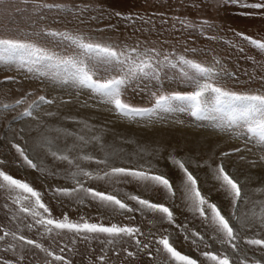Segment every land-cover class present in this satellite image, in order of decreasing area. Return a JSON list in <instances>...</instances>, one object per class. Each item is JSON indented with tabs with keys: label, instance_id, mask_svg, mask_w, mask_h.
Instances as JSON below:
<instances>
[{
	"label": "rangeland",
	"instance_id": "rangeland-1",
	"mask_svg": "<svg viewBox=\"0 0 264 264\" xmlns=\"http://www.w3.org/2000/svg\"><path fill=\"white\" fill-rule=\"evenodd\" d=\"M41 0H0V35L38 39L45 46L50 47L59 55L73 51V46L64 40L53 39L44 36L42 30L50 27L59 31L68 29L72 32H81L85 35L92 34L94 39H103L119 42L120 38L131 35L134 28L140 27V21H123L120 18L108 14L114 11L139 13L145 19L151 18L155 24L153 39L157 34L161 38H167L165 45L169 51L173 46L177 52H182L183 47L189 46L198 49L196 58L200 61L211 62L213 56L222 60L229 72L234 73L231 77L219 81L226 87L251 90L264 88V51L257 49L248 41L235 35V32H243L254 39H264V16L259 15L260 10L241 7L243 3H254L256 0H240V4L230 0H56L65 4L79 5L82 11L72 9H48L36 7ZM51 3L53 0H44ZM84 5H88L85 9ZM251 13V15H249ZM104 16L101 20L100 17ZM81 16L85 24L81 25L74 17ZM92 17H96L92 21ZM187 19L190 22L200 24L207 20L211 28L204 26L206 36H214L215 39H205L198 30L184 28L179 19ZM71 20V23L68 21ZM167 23H164V21ZM106 23L115 26V30L109 29L104 33L93 31L95 28H103ZM152 23L146 27H151ZM40 33L39 36L36 34ZM186 36L192 39L185 40ZM133 39L135 37L133 36ZM179 44H176V41ZM132 43V40L128 41ZM240 49H243L241 51ZM191 57V53H188ZM6 76L14 77L15 82L5 81ZM163 86L165 90L180 89L190 90L186 83L181 81L178 69L165 68L161 72V78L154 80L149 77L137 79L125 92L124 99L138 106H150L151 92ZM25 92L30 95L24 104L14 110L4 113L0 109V137L10 135L4 130L7 120L16 112L22 111L28 103L39 95L53 99L55 103L44 104L37 115L45 122V127L37 128V121L24 118L17 122L13 128L18 131L24 127V139L19 143L25 147L29 155L43 169L38 171L29 168L19 161L15 150H9L10 146L0 142V159H6L5 170L14 178L29 183L42 194L44 202L51 210L54 218H63L67 214L69 219L80 222L84 217L89 222L131 224L139 226L145 237L149 233L156 235L171 234L173 246L182 255H189L197 260L198 264L202 257L200 251L204 250L203 242L197 245L192 239L185 240V232L177 225H188L187 234L191 237V231L197 230L212 245V248L223 250L215 241L209 240L212 229L209 224L202 221L198 214L189 210V203L185 199L184 190L181 187L182 173L173 165L168 158L171 153L174 156L187 160V166L198 177V186L205 195L217 202L223 208V214L230 215L233 211L230 202L219 195L218 182L213 178L209 165L213 168L221 162L220 153L231 152L233 148L242 149L240 153H232L224 158V163L229 171H233L241 180L247 201L241 200L238 216L245 213L259 214L260 203L264 202V171H262L259 157L261 153L255 147V138L250 137L246 130L240 128H226L225 116L221 112H212L203 118L191 117L188 113L160 111L157 116L151 118L137 117L134 120L118 118L111 110V106L101 104L99 99L93 97L88 89L80 88L74 82L57 74L54 69H42L25 65L19 60H6L0 58V102L11 103L22 96ZM51 112V117L44 115ZM29 129H33L29 131ZM48 129L57 131L48 132ZM71 134V135H69ZM41 136H48L52 140L53 150L68 154L74 160L70 165L67 161H61L48 154L47 145L38 146L42 143ZM83 136L84 141L77 137ZM98 136L101 143L93 141L91 137ZM15 138V137H13ZM26 141V142H25ZM115 155L109 163L115 166L136 168L145 161H150L154 171L163 173L174 185L175 197L166 198L165 190L149 181H138L132 178L113 180H87L79 174L75 165L80 168L96 171L107 170L103 165H97L93 161L81 159L82 155H93L99 158L104 156L105 151ZM240 156L245 159L241 160ZM257 161L255 167L250 161ZM201 165V166H197ZM77 172L73 177L71 173ZM250 176V181L248 177ZM74 179L83 181L85 186L104 193H115L122 201L136 206L134 201L128 199L130 195H139L151 202H161L169 206L174 213L175 223L169 224L162 220V214L145 212L116 214L110 207L102 206L99 201L92 200L84 193H74L71 196L56 194L53 189L57 186L75 187ZM6 188H0V227L9 231H17L59 253H62L72 264H90L95 257L101 254V248L107 251L109 264H129V258L121 251L122 247H128L136 251L132 241L122 240L116 245H101L98 240L91 243L81 241L72 244V234L66 230H53L51 233L44 231L34 224L33 219L25 213H19L13 219L14 213L18 212L17 206L12 203L11 196ZM27 204V202H25ZM8 207L5 208L4 205ZM133 216V220L126 217ZM254 221V217H252ZM32 223L34 227L29 230L27 225ZM167 229V233L164 232ZM256 223L251 230L244 229L241 232V240L238 244L239 251L232 253L225 245L228 254L234 258L236 264L241 260H247L251 264L254 259H264V250L258 246H248L244 243L245 235H252L259 231ZM2 235V233H0ZM144 239V237H140ZM8 243L16 245L15 251L7 248ZM115 248L117 255L113 254ZM69 249H72L69 251ZM155 252V241L152 247ZM18 255L24 259L18 261ZM50 258L45 252L36 249L33 245H23L13 241L11 236L6 241L0 242V264L4 260L16 261V264H46ZM160 264L167 260L166 255L157 257ZM133 264H156L145 253H138Z\"/></svg>",
	"mask_w": 264,
	"mask_h": 264
},
{
	"label": "snow or ice",
	"instance_id": "snow-or-ice-1",
	"mask_svg": "<svg viewBox=\"0 0 264 264\" xmlns=\"http://www.w3.org/2000/svg\"><path fill=\"white\" fill-rule=\"evenodd\" d=\"M230 2L240 4V0H230ZM36 7L48 9H67L69 12L75 9L77 12L82 11L79 5H69L65 3L53 2L48 3L41 0ZM88 5H84L86 9ZM241 7L260 10L259 15L264 16V0H256L254 3H243ZM120 18L123 21H140L141 26L134 28L131 35L119 39V42L111 39H94L92 34L85 35L81 32H72L68 29L59 31L50 27H45L42 34L53 39H61L69 42L73 46V51L68 54L59 55L50 47L39 42L38 39H29L24 37H13L0 35V58L6 60H19L25 65L42 68L45 70L54 69L57 74H63L70 78L74 84L80 88H85L90 91L93 97L99 99L101 104L111 106V110L118 118L134 120L137 117H153L157 116L162 110L164 112H181L188 113L191 117L203 118L212 112H221L225 116L226 128H240L246 130V133L255 138V147L261 153L259 162L262 171H264V88L261 90L241 89L226 87L219 81L226 77H231L234 73L229 72L224 67L222 60L213 56L211 62L200 61L196 58L198 49L185 46L182 52H177L173 46L169 51L165 48L168 44V39L161 38L157 34L153 39V29L155 24L151 18L145 19L139 13L122 11H114L108 14V19L111 16ZM251 15V13H249ZM81 25L86 22L81 16L74 17ZM92 21L97 18L92 17ZM101 20L104 19L102 15ZM179 19V18H177ZM71 23V20L68 21ZM179 22L184 28H192L198 30L205 39H215L214 36H206L204 26L211 28L212 25L207 20H203L200 24L190 22L187 19H179ZM152 23L151 27H146ZM164 23H167L165 20ZM115 30V26L111 23H106L103 28H95L93 31L104 33L106 30ZM37 36L40 33L36 34ZM237 37L248 41L257 49L264 51V39H254L252 36L245 35L243 32H235ZM133 36L135 39H133ZM192 39L191 36H186L185 40ZM132 40V43L128 41ZM179 44V41H176ZM243 51V49H240ZM191 53V57L187 55ZM165 68L178 69L181 81L188 85L190 90L172 89L165 90L161 85L155 91L151 92L150 106H138L124 99L126 90L137 80L143 77H149L154 80L161 78V72ZM5 81L15 82L14 77L6 76ZM264 80V77L261 78ZM30 95L34 93L25 92L22 96L15 99L11 103L0 102V109L4 113L14 110L21 104H24ZM55 103L53 99H48L44 95H39L36 99L31 100L27 107L22 111L16 112L10 119L5 115L7 123L4 125V130L10 135L0 137V142L6 143L9 150H15L19 161L27 165L31 169L43 171L42 168L34 161V159L26 151L25 147L19 143V140L24 139V127L18 131L13 128L17 122L24 121V118H30L31 121H37V128L45 127V122L40 119L37 113L40 112L44 104L51 105ZM44 115L51 117L53 113L46 112ZM33 129H29L32 131ZM57 131L56 129H48V132ZM71 135V134H69ZM15 137V138H13ZM80 141L84 140L83 136L77 137ZM93 141L101 143L104 147L101 138L98 136L91 137ZM42 143L38 146L47 145L48 154L53 158L61 161H67L73 165L75 162L68 154H63L58 150H53L52 140L48 136H41ZM26 142V141H25ZM241 148L236 147L231 152H221V162L216 164L211 169L213 178L218 182L219 195H223L230 202L233 209L230 215L223 214V208L210 199L209 195H205L198 186V177H196L187 166V160L182 157L174 156L169 153V161L178 167L182 173L181 187L184 190L185 199L189 203V210L198 214L202 221L212 229V234L208 237L209 240L215 241L223 250L217 251L212 248V245L205 239L197 230L191 231V237L187 234L188 225H177L182 232H185V240L192 239V243L197 245L198 241L203 242L204 250L200 251L201 259L199 264H236L232 256L224 246L232 250V253L239 251L238 244L241 240V232L247 227L251 230L253 224L256 223L259 231L252 235L243 237L244 243L248 246H258L264 250V202L260 203L261 211L256 213H245L238 216L237 212L240 208L241 200L247 201L243 184L239 177L229 171L225 165L224 158L229 157L232 153H240ZM115 155L112 152L105 151L102 158L93 155H82L80 158L86 161H93L97 165H103L107 170L91 171L80 168L75 165L79 174L87 180H113L119 182L121 179L127 180L132 178L138 181H149L162 187L166 192V198L175 197L174 185L169 178L163 173L154 171L150 161H145L136 168L125 166H115L109 161ZM244 160V156H240ZM6 159H0V188H6L11 196L12 203L17 206L18 212L14 213L13 219L19 213H25L30 216L34 224L40 226L44 231L51 233L55 230H66L72 234L71 243L76 244L77 238L81 241L91 243L92 240H98L101 245H116L122 240L132 241L136 251L129 250L128 247H122L121 251L129 258V264L137 259L138 253H145L156 264H160L157 257L166 255L167 260L164 264H198L197 260L192 259L189 255H182L173 246L171 234L156 235L149 233L146 237L139 226L131 224L110 223L105 225L103 222H89L84 217L80 218V222L71 221L67 214L63 218H54L50 208L42 202V194L29 183L21 179L14 178L5 170ZM253 167L257 165V161H250ZM201 166V165H197ZM73 177L77 172L71 173ZM250 181V176L248 177ZM75 187L57 186L53 189L56 194L63 196H71L74 193H84L91 197L92 200L99 201L104 207H110L113 212L119 215L125 213L140 212L143 215L146 211L162 214V220L169 224L175 223L173 210L169 206H165L161 202H151L149 199H143L139 195H130L129 200L134 201L136 206H130L129 203L122 201L115 193H104L85 186L83 181L74 179ZM27 202V204L25 203ZM8 207L7 204L4 205ZM254 217V221L252 220ZM128 220H133V216L126 217ZM34 227L32 223L27 225L31 230ZM167 233V229H164ZM0 242L6 241V238L11 236L13 241L21 242L23 245H33L36 249L45 252L50 259L46 264H72V261L66 259L62 254L64 248H60L59 253L45 248L40 242L29 238L28 236L17 232L9 231L5 227H0ZM144 237V239H140ZM155 241V252L153 255L152 247ZM8 248L15 251L16 245L8 243ZM72 249H69L71 251ZM113 254L117 255L115 248ZM23 255H18L17 260L22 261ZM3 264H16V261L4 260ZM90 264H109L107 251L104 247L101 248V254L95 257V261ZM240 264H248L247 260H241ZM251 264H264V259H254Z\"/></svg>",
	"mask_w": 264,
	"mask_h": 264
}]
</instances>
